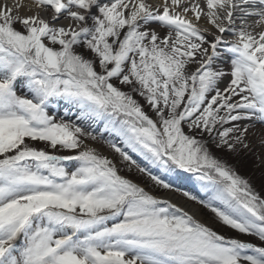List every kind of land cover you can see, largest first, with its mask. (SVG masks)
Wrapping results in <instances>:
<instances>
[{
	"label": "snow or ice",
	"instance_id": "obj_1",
	"mask_svg": "<svg viewBox=\"0 0 264 264\" xmlns=\"http://www.w3.org/2000/svg\"><path fill=\"white\" fill-rule=\"evenodd\" d=\"M23 7L0 5V264H264V173L239 168L264 0Z\"/></svg>",
	"mask_w": 264,
	"mask_h": 264
},
{
	"label": "rangeland",
	"instance_id": "obj_2",
	"mask_svg": "<svg viewBox=\"0 0 264 264\" xmlns=\"http://www.w3.org/2000/svg\"><path fill=\"white\" fill-rule=\"evenodd\" d=\"M61 114H63L62 111H61ZM74 118L75 117L73 115V119ZM259 140H260V137L257 134V136L253 140V144L255 146L254 151L252 153L246 154L243 157V164L239 166L241 173L243 175L250 176L252 178L253 183L257 187H259L261 175L262 173H264V149H261L259 145ZM95 146H97L98 149L104 152L105 154H108L109 156L112 155V153L107 148V146L103 145L102 142L96 144ZM207 215H210V213H208ZM222 231L227 232L228 235L233 236V237L237 235V233L234 230L222 229ZM240 238L244 240L252 241V242H258L255 240L254 237H250L246 235H240Z\"/></svg>",
	"mask_w": 264,
	"mask_h": 264
},
{
	"label": "bare ground",
	"instance_id": "obj_3",
	"mask_svg": "<svg viewBox=\"0 0 264 264\" xmlns=\"http://www.w3.org/2000/svg\"><path fill=\"white\" fill-rule=\"evenodd\" d=\"M151 2L158 3L159 0H151ZM18 3H22L24 5V7L20 10L21 15L30 14L28 12V9L32 7V0H0V5H7L9 7H13ZM202 26L207 27L206 24ZM173 199H174V202L183 203L182 198L174 197ZM193 207H197V206H193Z\"/></svg>",
	"mask_w": 264,
	"mask_h": 264
},
{
	"label": "trees",
	"instance_id": "obj_4",
	"mask_svg": "<svg viewBox=\"0 0 264 264\" xmlns=\"http://www.w3.org/2000/svg\"><path fill=\"white\" fill-rule=\"evenodd\" d=\"M242 174V173H241Z\"/></svg>",
	"mask_w": 264,
	"mask_h": 264
}]
</instances>
